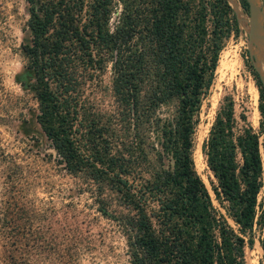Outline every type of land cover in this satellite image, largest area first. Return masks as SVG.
<instances>
[{"label": "trees", "instance_id": "trees-1", "mask_svg": "<svg viewBox=\"0 0 264 264\" xmlns=\"http://www.w3.org/2000/svg\"><path fill=\"white\" fill-rule=\"evenodd\" d=\"M24 1L28 40L18 49L35 121L56 160L91 183L129 262L244 264L257 228L263 264L264 141L250 126L236 130L231 104L220 105L201 145L209 187L192 158L201 99L237 30L227 0ZM107 64L111 103L100 107L85 90Z\"/></svg>", "mask_w": 264, "mask_h": 264}, {"label": "rangeland", "instance_id": "rangeland-1", "mask_svg": "<svg viewBox=\"0 0 264 264\" xmlns=\"http://www.w3.org/2000/svg\"><path fill=\"white\" fill-rule=\"evenodd\" d=\"M227 2L236 16L237 30L230 31L219 50L193 133L194 167L207 187L214 178L201 145L220 105L231 104L236 130L250 126L264 141L258 76L247 50L248 6L241 0ZM258 8L264 17V0H258ZM26 18L24 0H0V264H6L7 253L19 252L35 264H131L114 221L97 210L91 183L56 160L35 121L36 102L26 87L30 76L18 49L20 42L28 40ZM260 52L264 50L255 41L251 53L258 56ZM96 78L85 93L96 105L108 107L109 64ZM261 178L257 212L264 211V157ZM254 232L252 245L244 246V264L247 258L253 264L262 259L261 231L255 228Z\"/></svg>", "mask_w": 264, "mask_h": 264}, {"label": "water", "instance_id": "water-1", "mask_svg": "<svg viewBox=\"0 0 264 264\" xmlns=\"http://www.w3.org/2000/svg\"><path fill=\"white\" fill-rule=\"evenodd\" d=\"M248 6V41L247 50L252 67L264 88V66L259 64L258 56L252 55L251 46L258 41L264 50V17L258 8V0H246ZM263 25L261 26V21ZM261 53V52H260ZM259 55V54H258Z\"/></svg>", "mask_w": 264, "mask_h": 264}, {"label": "bare ground", "instance_id": "bare-ground-1", "mask_svg": "<svg viewBox=\"0 0 264 264\" xmlns=\"http://www.w3.org/2000/svg\"><path fill=\"white\" fill-rule=\"evenodd\" d=\"M259 64L261 66H264V53H259L258 55ZM257 262V261H256ZM252 260L250 258L246 259V264H253Z\"/></svg>", "mask_w": 264, "mask_h": 264}]
</instances>
